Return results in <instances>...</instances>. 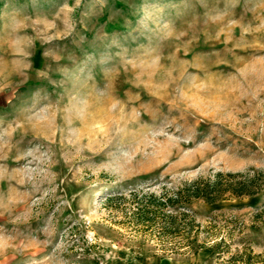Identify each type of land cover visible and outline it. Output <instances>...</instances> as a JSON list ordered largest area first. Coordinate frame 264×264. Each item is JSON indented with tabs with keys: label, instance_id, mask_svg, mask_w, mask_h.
I'll return each instance as SVG.
<instances>
[{
	"label": "rangeland",
	"instance_id": "374dc122",
	"mask_svg": "<svg viewBox=\"0 0 264 264\" xmlns=\"http://www.w3.org/2000/svg\"><path fill=\"white\" fill-rule=\"evenodd\" d=\"M247 172L261 183L264 0H0V264L261 262L264 185L190 205L219 254L104 205Z\"/></svg>",
	"mask_w": 264,
	"mask_h": 264
},
{
	"label": "trees",
	"instance_id": "16d2710c",
	"mask_svg": "<svg viewBox=\"0 0 264 264\" xmlns=\"http://www.w3.org/2000/svg\"><path fill=\"white\" fill-rule=\"evenodd\" d=\"M259 174L262 173L252 176H248V172L216 173L212 177L185 181L161 194L136 190L126 194L118 192L108 195L104 205L111 211L122 213L128 219L127 225L137 233L152 234L158 240H170L186 253H197L206 247L214 254H219L223 237L220 241H215L219 234L215 225L209 226L207 231V241L212 242V245L197 243L201 225L196 221L190 205L194 201L212 204L230 198L253 196L264 185V175L258 184ZM244 252L243 264H264V260L259 261V255H252L250 250Z\"/></svg>",
	"mask_w": 264,
	"mask_h": 264
}]
</instances>
